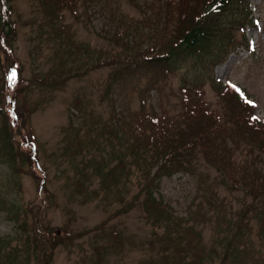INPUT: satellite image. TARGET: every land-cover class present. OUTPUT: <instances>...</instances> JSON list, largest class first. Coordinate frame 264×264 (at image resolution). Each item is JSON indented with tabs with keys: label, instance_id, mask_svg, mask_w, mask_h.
<instances>
[{
	"label": "trees",
	"instance_id": "1",
	"mask_svg": "<svg viewBox=\"0 0 264 264\" xmlns=\"http://www.w3.org/2000/svg\"><path fill=\"white\" fill-rule=\"evenodd\" d=\"M91 3L93 0H81L83 13L90 21ZM44 4L51 21L64 17L60 13L64 8L80 15L76 0H44ZM106 4L104 1L100 6L105 5L108 22L113 27L102 29L101 35L113 45L105 49L90 48L67 40L68 55L62 59L66 68L54 65L44 78L18 76L11 86L7 61L13 60L11 67L19 65L14 56L17 24L12 0H0V162L10 170L8 178L0 182V212L24 235L28 258L25 257L24 264H30L32 252L38 264H50L51 251L58 244L68 245L76 236L96 230L99 234L95 237L102 243L92 247L91 264H264V118L255 116V102L243 86L232 83L231 79L220 82L212 77L214 66L223 63L239 47L253 54L244 32L245 27L256 26L249 0H155L151 8L161 6V9L151 10L144 5L143 17L130 20L117 15L115 8ZM52 27L54 35L73 32L68 24ZM160 37H165L164 42ZM74 51L79 52L78 57ZM185 62L188 63L184 68L186 80L178 87V108L172 111L166 104L159 109L152 105L145 108L146 100L142 98L138 109L114 110L110 126L103 122L110 135L108 140L98 128V118L86 112L89 100L73 98L72 106L81 113L82 123L75 127L69 121L74 136L68 156L74 161L75 156L86 157L85 152L93 150L98 159L93 168L99 178L96 186L88 190L93 182L87 178L85 167H79V177L65 184L71 186L68 199L79 196L84 203L95 202V206L107 205L110 209L104 208L106 216L102 223L79 232L71 230L69 220L74 216L69 208L66 211L71 216L66 218L63 228L51 226L41 212L36 214L32 227H28L22 204L7 197L9 191L20 190L15 158L19 157L23 164L24 158L30 157V148L19 140L17 129L21 128V119L11 105L12 100L11 104L7 101L1 105L5 91L18 94L38 82L54 92L70 76L103 66L110 67L108 90L119 80L141 76H146L148 85L157 90L162 85L154 74L168 77ZM203 78L217 91L219 107H210L201 97ZM24 101L28 116L34 108ZM10 105L16 115L11 131L8 129ZM14 140L18 144L16 149ZM107 145L110 150L106 149ZM86 162L92 166L90 161ZM177 172H188L197 181L195 198H191L183 216L176 215L169 203L154 196L160 179ZM218 185L231 192L232 197H236L234 192H242L239 212L230 209L232 204L226 194L222 197L217 194ZM39 193V202L44 206L51 194L42 186ZM135 208L140 210L143 224L149 227V239L134 240L111 222L117 218L120 221ZM227 212L235 216L223 217L220 223ZM199 227H214L209 243L204 242ZM5 243H9L8 237L0 238V263L22 264L15 246L1 259ZM127 245L141 246L145 256L136 263L126 262ZM110 255L115 256V261Z\"/></svg>",
	"mask_w": 264,
	"mask_h": 264
},
{
	"label": "rangeland",
	"instance_id": "2",
	"mask_svg": "<svg viewBox=\"0 0 264 264\" xmlns=\"http://www.w3.org/2000/svg\"><path fill=\"white\" fill-rule=\"evenodd\" d=\"M76 1L80 15L72 14L69 9L64 8L60 11L64 17H58L51 21L44 0H12L13 19L17 24L14 56L19 65L11 67L13 60L7 61L10 66V85L16 82L18 75L29 79L36 77V75L44 78L50 74L54 65L66 68L62 65V59L68 55L65 51L68 44L67 40L74 41L76 46H83L84 44L90 48L105 49L113 45L108 38L101 35L102 29L111 30L113 27L108 22V12L104 9L105 5L100 6L104 1L115 8L117 15L127 17L128 20L130 18L141 19L143 17L141 9L144 5H147L151 10L161 9V6L151 8V3H154L155 0H93L89 8V12L92 14L90 21L83 13L81 0ZM249 5L253 11L252 16L256 18V26L245 27L244 32L252 45L253 54L245 50L244 47H239L237 52L230 54L223 63L214 66L212 77L220 82L226 78L231 79L232 83L243 86L255 102V116L264 118V0H249ZM54 24L57 27L59 24H68L73 32L71 34L60 32L61 35H54L52 29ZM134 38L135 36H133L132 41H135ZM159 40L164 42L165 37H160ZM73 54L78 57L79 52L74 51ZM76 64H79V61ZM186 66L188 63L185 62L181 69L168 77H161L162 74L160 73L154 74L162 85L157 90L148 85L146 76L131 80L129 77L124 78L108 90L110 67L103 66L89 69L83 75L74 74L70 76L69 79H65L62 88L54 92L50 87H45L46 85L43 84L39 85L38 82H35L29 90L18 92V94L5 91L6 97L1 101V105L7 101L11 104L12 100L11 105L17 109L18 117L21 119V128L20 130L17 129L19 140L29 143L31 153L32 151L35 152L33 158L25 157L23 164L20 163L19 157L15 158L19 167L17 182L20 183V190L18 192L11 190L7 195L8 198L13 197L22 204L27 213L25 220L28 227H32L36 214L41 212L45 221L49 222L51 226L63 228L66 218L71 216L66 211V208H69L74 216L73 219L69 220L71 230L72 232H79L102 223L106 216L104 208H109L107 205L95 206V202L84 203L79 196L68 199L71 186L66 187L65 184L79 177V167H85L87 178L93 182L90 187H87L88 190L96 186L99 178L95 175V168H93L97 164L95 160H98L97 154L93 150L85 152L86 157L75 156L74 161L68 156V154L70 155L68 149L72 142L71 137L74 136L73 133H70L69 121L71 120L75 127L82 123L81 113L72 106L73 98L79 97L84 102L89 100V107L86 112L88 115L92 113L98 118V128L105 132V137L108 140L110 135L105 131L108 130V128L105 129V125L107 123L110 126L109 119L114 110L124 111L126 109L131 111L138 109L142 98H144L146 100L145 108L152 105L155 109H159L160 105L166 104L171 107L172 111H175L179 106L180 92L178 87L186 80L184 76ZM1 76L2 70L0 68V86L2 84ZM201 83V97L210 107H219V96L212 83L206 78H203ZM141 90H144L142 95H140ZM24 99L34 108L28 116L26 115ZM11 105L8 107L10 112L8 129L10 131L14 129L13 122L16 118L15 113H12ZM84 119L86 120V118ZM103 122L106 123L103 124ZM1 125L2 117H0ZM99 139L103 142L102 137ZM13 144L16 149L18 147L17 141L14 140ZM110 148L107 145L106 149L110 150ZM90 155H94L95 158H89ZM235 155L239 156V153L235 152ZM86 161H90L92 166H89ZM9 171V168L0 162V182L8 178ZM196 183L195 176L188 172L164 175L160 179L154 196L156 198L161 197L163 201L170 204L176 215L183 216L186 214L187 204L192 197L195 198ZM40 186L47 188L51 194L44 206H41L38 199ZM217 190L220 197L223 194L227 195L232 204L230 209L239 212L238 208L242 205L240 199L242 192L236 191L234 192L236 197H232L233 194L225 191L222 186L218 185ZM43 194L45 195V193ZM29 208H31L30 211ZM140 215V210L135 208L124 214L120 221L117 218L111 222L117 224H115L117 229H123L124 235L137 241H143L149 239V227L143 224ZM234 216L235 214L230 212L224 213L220 218V223L223 217L232 218ZM118 221L120 224L117 223ZM199 228L202 229V227ZM202 230L204 242L209 243L213 237V232H215L214 227H207ZM95 234H99V231L80 234L68 245L66 243L58 244L51 251L50 264H91L92 247L102 243L100 239L95 237ZM6 237H8L9 243L4 244L5 249L1 259L3 260L11 247L15 246L18 261L24 264L25 257L26 260L28 259L25 252L26 245H23L24 235L14 228L13 222L4 217L3 212H0V238ZM29 244L33 246L32 241H29ZM136 247L138 248L126 246L124 250L126 262L136 263L145 256V253L141 251L142 247ZM257 247L259 246L257 245ZM110 256L112 260L115 257L114 255ZM30 264H38V259L35 260L33 252L30 257ZM108 264H112V262Z\"/></svg>",
	"mask_w": 264,
	"mask_h": 264
},
{
	"label": "snow or ice",
	"instance_id": "3",
	"mask_svg": "<svg viewBox=\"0 0 264 264\" xmlns=\"http://www.w3.org/2000/svg\"><path fill=\"white\" fill-rule=\"evenodd\" d=\"M13 75H15V73H13Z\"/></svg>",
	"mask_w": 264,
	"mask_h": 264
}]
</instances>
